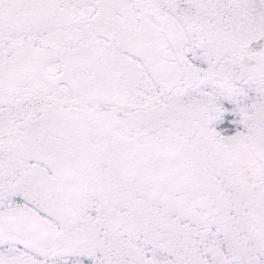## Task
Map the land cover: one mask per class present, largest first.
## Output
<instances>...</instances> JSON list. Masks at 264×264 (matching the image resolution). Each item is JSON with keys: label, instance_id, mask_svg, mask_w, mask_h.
<instances>
[{"label": "snow or ice", "instance_id": "obj_1", "mask_svg": "<svg viewBox=\"0 0 264 264\" xmlns=\"http://www.w3.org/2000/svg\"><path fill=\"white\" fill-rule=\"evenodd\" d=\"M0 264H264V0H0Z\"/></svg>", "mask_w": 264, "mask_h": 264}]
</instances>
